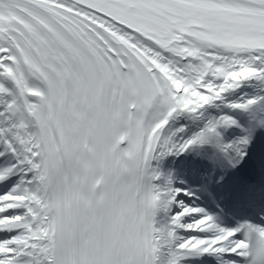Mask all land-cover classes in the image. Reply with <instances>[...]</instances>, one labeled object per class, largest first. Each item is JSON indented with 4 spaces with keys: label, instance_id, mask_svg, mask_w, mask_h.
Returning a JSON list of instances; mask_svg holds the SVG:
<instances>
[{
    "label": "snow or ice",
    "instance_id": "1",
    "mask_svg": "<svg viewBox=\"0 0 264 264\" xmlns=\"http://www.w3.org/2000/svg\"><path fill=\"white\" fill-rule=\"evenodd\" d=\"M261 128L264 0H0V264H264L160 168Z\"/></svg>",
    "mask_w": 264,
    "mask_h": 264
},
{
    "label": "bare ground",
    "instance_id": "2",
    "mask_svg": "<svg viewBox=\"0 0 264 264\" xmlns=\"http://www.w3.org/2000/svg\"><path fill=\"white\" fill-rule=\"evenodd\" d=\"M262 136H264V135H261L258 139H261V137ZM234 138V137H233ZM232 139V138H231ZM263 139H264V137H263ZM248 146H247V148H246V150H247V152H248ZM200 151H201V153H202V149H199ZM190 153H195V149L194 150H190L189 152H186V153H184V154H182V155H170V156H168V157H166V158H164L161 162H160V167H161V170L164 172V173H168L167 171V168L166 169H164L163 168V166L165 167L166 166V163H167V159L169 158V157H172L173 159H177V157H179V156H181L180 158H187V156H191V154ZM196 154V153H195ZM202 157H203V159H206V157L202 154ZM243 160H244V158H243ZM243 160H241V161H243ZM175 171H176V169H172L169 173H171L175 178H176V180L177 181H180V180H183L186 184H189V180H191L190 178H193V177H195L196 179H198L200 176L199 175H195L194 173H192V174H190V176L188 177V175H186V174H184L181 178H183V179H179V178H177L176 176H178V174H176L175 173ZM198 182V181H197ZM191 186L192 187H194V186H197V183H194V184H191ZM203 200V199H202ZM200 201H198V203H199ZM200 204V206H202L201 205V203H199Z\"/></svg>",
    "mask_w": 264,
    "mask_h": 264
}]
</instances>
